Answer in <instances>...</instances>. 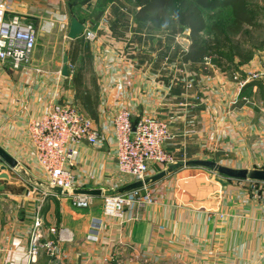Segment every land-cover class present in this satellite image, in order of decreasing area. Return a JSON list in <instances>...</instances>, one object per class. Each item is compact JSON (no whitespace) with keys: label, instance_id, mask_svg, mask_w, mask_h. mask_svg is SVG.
Listing matches in <instances>:
<instances>
[{"label":"crops","instance_id":"1","mask_svg":"<svg viewBox=\"0 0 264 264\" xmlns=\"http://www.w3.org/2000/svg\"><path fill=\"white\" fill-rule=\"evenodd\" d=\"M247 2L249 6L251 0ZM58 5V0H0L6 17L19 14L37 22L58 13ZM258 5L259 9L264 7V0H259ZM110 9L121 19L115 20L104 9L93 25L99 39L87 43L91 72L98 86L97 121H92L100 141L96 146L79 145L73 172L81 189H113L128 181L118 175L114 161L111 118L120 105L131 110L134 121L141 114L156 112L165 119L174 111L178 126L187 127V90L181 70L186 63V49L179 44L183 36L156 37L159 35H155L150 23L136 19L139 6ZM232 62L248 65L262 75L243 87L249 95L257 94L255 99L259 103L255 129L243 132L257 134L258 156L264 158V46L255 53L245 48V53L234 56ZM33 64L38 65L34 54L32 65L20 70L0 64V149L13 157L19 167L42 179L25 130L26 120L41 115L65 93L72 95L73 86L68 83L67 87L65 78L58 74L41 76L32 68ZM220 84V89L210 92V109L202 112L203 105H199L193 110L199 120L194 124L200 127L194 130L197 141L210 134L205 132L208 127L218 126L213 120L219 101L232 103L237 99L239 90H234L232 82ZM224 105L228 108L227 102ZM225 122L229 126L225 129L227 139L234 141L233 127L230 129L234 120L229 116ZM174 123L170 124L174 137L187 140V134L176 133ZM3 164L0 158V167ZM210 172L198 166L174 169L142 190L157 191V202L142 209L137 219L121 222L102 215L98 197L92 196L89 208H74L68 199L53 196L40 203L41 195L33 192V186L17 171L0 168V264H53L55 260L59 264H76L77 255L79 264H130L131 260L133 264H264V201L250 196L246 181L220 175L213 186L209 182ZM2 173L8 178L1 177ZM187 180L195 184L189 188ZM198 184L200 187H195ZM36 214L42 217L45 238H54L48 233L49 227L62 226L71 231L73 240L60 244L57 258L40 253L29 263L26 251ZM108 257H112L110 263Z\"/></svg>","mask_w":264,"mask_h":264},{"label":"built area","instance_id":"2","mask_svg":"<svg viewBox=\"0 0 264 264\" xmlns=\"http://www.w3.org/2000/svg\"><path fill=\"white\" fill-rule=\"evenodd\" d=\"M36 38V28L31 20L19 14L6 17L5 9L0 6V64L7 63L13 70L31 66ZM78 38L85 43H95L99 34L92 24L83 23V30ZM203 61L210 65L208 57H204ZM261 76L248 65L235 66L229 72V78L237 84L239 90L234 102L250 104L248 97L240 96V91L249 80L259 79ZM222 77L224 79L226 76ZM183 82L186 90L192 87L186 71L183 74ZM199 99L200 97L195 95L194 100L199 103ZM174 121L173 116L163 119L157 113L141 114L134 121L133 113L128 107L120 105L116 109L111 118L114 161L118 175L128 179L126 184L143 181L152 175L153 167L167 162L163 144L170 138L169 124ZM25 127L42 179L68 191L81 189L73 172L78 160L79 145L87 143L96 146L100 141L98 128L92 119L73 105L56 101L47 106L41 115L27 119ZM118 188L102 190V215L107 219L121 222L135 220L140 216L142 209L157 202V198L154 199L149 191L142 192L145 187L124 193H111ZM33 192L41 195L40 203L48 197L35 187ZM52 196L56 199H68L74 208H89L93 200L92 196L85 195ZM42 227V217L36 214L27 244L29 263L34 262L40 253L57 258L60 244L73 240L71 231L62 226L49 227L48 233L54 238H45ZM111 261L112 257H108L107 262ZM53 264H57V260ZM130 264H133L132 260Z\"/></svg>","mask_w":264,"mask_h":264},{"label":"rangeland","instance_id":"3","mask_svg":"<svg viewBox=\"0 0 264 264\" xmlns=\"http://www.w3.org/2000/svg\"><path fill=\"white\" fill-rule=\"evenodd\" d=\"M58 1V13L55 12L53 13V15L44 16V19L38 22L36 20H32L37 32L34 55L38 64H33L32 68L38 70V73L41 76L45 77L51 74H58L57 76L61 75V68L59 67L62 66V57L64 53L68 54L69 60L71 58V44H69L68 42L70 41V39L67 38V30L69 29L67 27V22L71 16L83 19V22L91 24V19L98 12L101 11L103 13L104 9L108 11L109 15H112L116 20L117 18L121 19V16L117 17L118 15H114L113 10L110 9L111 7L113 9H116V7H135L132 0ZM258 4L259 0H251L249 8L252 23L249 25H243V30L238 35L230 36L229 34H226L220 38L221 40L217 41L214 38L215 35L213 34V32L204 31L200 34L202 43L205 44L206 47V55L204 57H208L210 59V65H206L202 59V61L199 63H185V65H183L184 68H181L182 73L184 74V72L186 71L187 78L192 82V87L187 89L186 91L185 102L187 105V112L185 114V118L187 117V127L178 126L179 122H177L176 120V114H174V111L168 114V116L174 117L175 123L177 122L176 124L174 123L176 133L179 134L180 132L181 136L185 133L187 134L186 137L189 138L187 140H183L178 137V135L174 137L170 128V124L173 122H170V138L163 144V151L166 155L167 162L162 163V165H156L155 167H153L152 172L156 171V173H158L159 171L165 170L174 164L183 163L184 161L191 159H210L224 166L234 168L264 169V158L258 156L260 145L257 140V134L246 133L245 135V133L243 132H246L248 128L252 130L255 129L254 123L257 122V112L259 104L255 99L257 94L253 93L249 95L247 91L245 92L246 89L242 87L243 90L241 91L240 96L248 97V99L250 100V104L243 103L242 101H232L231 103L230 101H225V99H222V101H219V103L217 102L218 104L216 105V109L214 112L215 120H213V122L218 126H210L205 130L207 134L210 133L208 136L206 134L207 137L205 138H207V140H204L205 138H200L201 141H197V136L194 130L195 128L199 129L200 127L194 124V121L195 123H197L199 120L196 113H194L193 111L199 108V105H203V107H201V110L198 109L202 112L210 109L208 106L212 105L213 103V92H210H216L217 88L220 89V87L218 86L221 85L220 83L224 85L225 82H227L228 84H231L232 82L234 85V90L236 91L238 89L237 84L229 78V72L235 66H241V63L239 62H232L234 56L240 57V53H245V48L255 53L258 50H261L262 46H264V7L259 9L260 6ZM62 10L64 11L63 13H61ZM225 16L226 14H222L214 18L219 17L221 19H224ZM210 23H213V18L210 19ZM175 27L176 26H173L170 29ZM152 31L155 33V35H159L156 37L164 35L166 36L167 34L169 36L175 35V33L170 34V30H164L160 26H154V28L152 27ZM179 34L180 36H183L189 40V32L187 29H185L182 33L179 32ZM185 49L187 50V48ZM80 55L81 54L78 55L77 59L72 64H70V61H68L67 77L61 75L63 78H65L64 81L65 83H67V87H69V84H71V87L73 86L72 79L78 70H88L86 72L88 78L94 76L93 72H91L89 58L84 57V54L81 56ZM121 63L122 61L120 62V64ZM237 71L240 72V70ZM226 72L228 73L226 74ZM221 76L226 77L223 79V77L221 78ZM219 79L225 82H222ZM240 80H242V75L240 76ZM216 81L218 83H216ZM61 86L63 88L65 87L64 84H62ZM89 87L90 89H92L93 85L90 83ZM72 89V95H66L65 93L63 95L65 96V99L61 98L60 101H66L67 103L73 105L78 111L85 114L83 110L80 109L81 105L75 97L74 87H72ZM195 95H198L200 97L199 101L201 102L198 103L197 100H194ZM224 102H227L228 108L225 107ZM189 104H193L194 106L191 107ZM156 113L159 115V112ZM191 115L192 118H190ZM229 116L234 120L233 126H230V129L233 127L234 141L227 139L228 137L225 131L227 127L229 128V126L226 125L225 122V120ZM165 119H167V117ZM220 119H222V121ZM205 128L206 127H204V129ZM256 131L257 128L255 132ZM213 134H215L216 136H213ZM219 177L220 175L211 171L209 182L214 186L216 185L217 178ZM195 182L198 183L197 181ZM246 183L247 185H249L248 192L250 193V196L264 201V183L251 181H246ZM192 184L195 183H192L191 180H187V185L189 186V188H191ZM195 187H200V184L196 185ZM149 192L154 199L158 198L157 191L150 190ZM97 200L98 204H102V197L99 196ZM58 255L59 251L57 252V257ZM57 264H59V260H57Z\"/></svg>","mask_w":264,"mask_h":264},{"label":"trees","instance_id":"4","mask_svg":"<svg viewBox=\"0 0 264 264\" xmlns=\"http://www.w3.org/2000/svg\"><path fill=\"white\" fill-rule=\"evenodd\" d=\"M139 6L135 16L138 21L150 23L151 26L170 30V34H179L188 30L189 46L183 53L186 63H199L206 55L205 44L202 43L201 33L213 32L215 40L219 41L223 35H238L243 30V25L252 23L250 8L247 0H132ZM213 11V12H211ZM211 12V13H209ZM226 14L224 19L214 18ZM102 12H98L91 24L96 25ZM213 18V23L210 19ZM81 23L83 19L77 18ZM220 20V21H219ZM175 28L170 29L171 27ZM172 32V33H171ZM228 32V33H227ZM72 64L79 54L88 58L87 43L81 38L71 42ZM88 70H78L72 79L75 97L79 101L85 114L97 121V81L95 77H87ZM93 87L90 89L89 84Z\"/></svg>","mask_w":264,"mask_h":264},{"label":"water","instance_id":"5","mask_svg":"<svg viewBox=\"0 0 264 264\" xmlns=\"http://www.w3.org/2000/svg\"><path fill=\"white\" fill-rule=\"evenodd\" d=\"M83 30V23L78 21L74 16L70 18L69 29L67 32V38L70 40H75L78 38ZM179 43L184 48H188L189 40L184 37L179 38ZM61 75L67 77L68 75V54L64 53L62 57V66H61ZM134 129V127H133ZM0 158L4 161L0 168L1 170H5L6 167H9L24 178L29 184L33 187L37 188L40 193L47 194L48 196L56 195V196H69V195H85V196H93L99 197L103 194V191L98 188H84V189H74L71 191L65 190L61 187L51 185L45 180L39 179L33 176L24 168L19 167L17 161L6 154L4 151L0 149ZM182 166H198L205 169H208L218 175L227 177L229 179L238 180V181H256L264 183V169H248V168H234L229 166H224L220 163H217L214 160L210 159H191L184 161L183 163L174 164L168 167L165 170L159 171L154 175L144 179L143 181H135L128 183L118 189H115L113 192L124 193L135 189H141L146 187L149 184H153L164 177H166L169 173H171L174 169ZM1 177L8 178L6 173H2ZM80 255L76 256V264H79Z\"/></svg>","mask_w":264,"mask_h":264}]
</instances>
